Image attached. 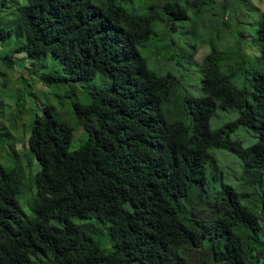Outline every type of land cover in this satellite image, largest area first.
<instances>
[{
    "label": "trees",
    "instance_id": "16d2710c",
    "mask_svg": "<svg viewBox=\"0 0 264 264\" xmlns=\"http://www.w3.org/2000/svg\"><path fill=\"white\" fill-rule=\"evenodd\" d=\"M208 1L157 0L139 13L124 7L135 0H17V22L27 39L18 51L31 59L52 55L65 70L30 74L47 84L103 75L107 84L88 93V104H74V124L52 106L36 115L24 146L40 167L28 201L33 217L18 213V196L27 187L22 168L0 164V264H264V67L246 71L247 86L236 85L242 64L231 63L216 42H229L230 6L226 0L208 26L201 18ZM235 2L257 9L254 41L264 65V10L255 0ZM193 8L201 20L192 35L201 31L208 50L198 59L206 95H185L180 106L189 126L164 114L180 79L156 73L140 47L157 42L156 36L170 39L179 23H192ZM209 29L213 35L206 39ZM14 32L0 19L1 42ZM13 57L0 58L9 70L17 63ZM218 106L239 114L212 129ZM240 126L257 142L245 147L233 139ZM76 128L83 142L70 151ZM213 148L240 159L247 184L259 179L260 192L251 200L224 182L212 184L209 172L219 177Z\"/></svg>",
    "mask_w": 264,
    "mask_h": 264
},
{
    "label": "rangeland",
    "instance_id": "374dc122",
    "mask_svg": "<svg viewBox=\"0 0 264 264\" xmlns=\"http://www.w3.org/2000/svg\"><path fill=\"white\" fill-rule=\"evenodd\" d=\"M15 1L17 2V0ZM154 1L157 0H135L134 3L129 4L124 2V7L143 13V5ZM225 1L209 0L203 6L201 18L205 17L204 20L207 19L208 26H210L211 20L215 18L218 20L217 17H220L222 14L224 9L222 5L225 4ZM235 1L238 2L240 0ZM235 1L228 0L230 9L227 12V16L229 17L227 20H229L231 26V30L227 34L229 42L223 39H220V41L217 39L216 42L223 45L222 49L228 53L231 63L236 65L238 61L242 64L244 72L235 80L236 85L242 88L248 85L246 80L248 73L246 71L251 68L261 70L264 65L260 53H257L258 47L257 45L255 46L254 41L256 36V16L254 13L257 9L250 11V8L248 9L244 5L240 4L239 7ZM16 2L12 0H0V19L3 21L4 26L12 27L15 31L11 39L4 42L0 41V58L12 55L17 62L15 68L9 70L0 60V164L5 168H22L27 187L18 196L20 204L18 213L22 216L33 217L34 213L28 205V201L35 196L36 186L33 177L37 174L40 167L30 151L24 150V146H28L36 115H41L45 107L52 106L55 109L56 116H60V119L74 124V104H88V93L94 91L95 87L106 85L107 77L98 75L96 79L89 81L77 80L64 83L54 82L52 84L40 82L35 72L40 75L47 72L65 74L64 66L52 55H49L47 60H44L43 57L31 59L26 53L19 52L21 49L26 48L27 39L25 32L17 22ZM255 3H258L264 10V1L255 0ZM194 6L198 9V5H192V7ZM196 13V8H193L190 12V18H193V22L185 21L179 23L181 28L177 32H170V39L167 36L164 38L156 36L154 39L157 42L154 43L152 41L147 47H140L142 53L147 57L151 69L156 70V73L160 75L171 72L180 79L178 86L173 92L171 101L165 104L164 114L170 120H180L189 126H192L191 119L181 109V102L184 96L203 97L206 95L201 84L204 75L203 63L199 61L205 55V51L208 48L204 44L205 39L201 31L198 30L197 37L192 35L194 34L192 29L193 23L197 25V22L199 23V20H201L200 17H197ZM18 29L23 32L24 38L20 36ZM212 30H207L206 39L210 37L211 33L213 35ZM160 33L158 32V35ZM156 43L164 46L161 52L156 51ZM168 44L171 46L168 47ZM195 47H197L196 52ZM43 61L45 64L41 65ZM31 71H35L34 74H30ZM238 114L239 110L237 108L225 109L218 106L211 118V128L217 129L234 121ZM77 130L76 128L70 151L78 149L83 142V138L78 139L82 133V129ZM231 137L242 141L245 147H249L257 142V135L243 126L233 131ZM211 153L217 159L219 167L217 181L213 179L212 167L210 168L209 178H211L213 185L220 187L222 182L231 185L237 192L244 193L247 200H251L256 193L260 192L261 185L259 179L253 184L245 182L242 162L233 152L225 148H213L211 149ZM75 222L79 224H95L92 220L82 221L75 219ZM95 232L96 236L103 237L104 235L99 229ZM103 240L102 246L104 249H107L109 247L108 240L105 236Z\"/></svg>",
    "mask_w": 264,
    "mask_h": 264
}]
</instances>
